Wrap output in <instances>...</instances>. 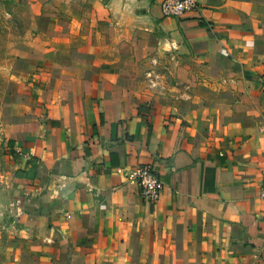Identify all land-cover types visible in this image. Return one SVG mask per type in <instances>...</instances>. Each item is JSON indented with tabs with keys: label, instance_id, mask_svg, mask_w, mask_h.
Segmentation results:
<instances>
[{
	"label": "crops",
	"instance_id": "obj_1",
	"mask_svg": "<svg viewBox=\"0 0 264 264\" xmlns=\"http://www.w3.org/2000/svg\"><path fill=\"white\" fill-rule=\"evenodd\" d=\"M129 1L45 0L9 264H264V0Z\"/></svg>",
	"mask_w": 264,
	"mask_h": 264
},
{
	"label": "rangeland",
	"instance_id": "obj_2",
	"mask_svg": "<svg viewBox=\"0 0 264 264\" xmlns=\"http://www.w3.org/2000/svg\"><path fill=\"white\" fill-rule=\"evenodd\" d=\"M44 3L45 0H0V264H9L8 247L15 220L9 141L14 124L27 109L25 79L33 73L45 38L52 32ZM121 12L124 14V7Z\"/></svg>",
	"mask_w": 264,
	"mask_h": 264
},
{
	"label": "built area",
	"instance_id": "obj_3",
	"mask_svg": "<svg viewBox=\"0 0 264 264\" xmlns=\"http://www.w3.org/2000/svg\"><path fill=\"white\" fill-rule=\"evenodd\" d=\"M197 3L198 0H163L161 9L165 17H183L195 10ZM128 175L138 183L143 200L155 205L164 189V182L156 168L142 165L130 170ZM259 196L264 201V175Z\"/></svg>",
	"mask_w": 264,
	"mask_h": 264
},
{
	"label": "water",
	"instance_id": "obj_4",
	"mask_svg": "<svg viewBox=\"0 0 264 264\" xmlns=\"http://www.w3.org/2000/svg\"><path fill=\"white\" fill-rule=\"evenodd\" d=\"M123 7L130 4L129 0H121Z\"/></svg>",
	"mask_w": 264,
	"mask_h": 264
},
{
	"label": "trees",
	"instance_id": "obj_5",
	"mask_svg": "<svg viewBox=\"0 0 264 264\" xmlns=\"http://www.w3.org/2000/svg\"><path fill=\"white\" fill-rule=\"evenodd\" d=\"M10 143L12 142V140L9 141Z\"/></svg>",
	"mask_w": 264,
	"mask_h": 264
}]
</instances>
